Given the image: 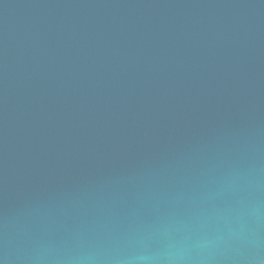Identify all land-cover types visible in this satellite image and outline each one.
<instances>
[{"label": "water", "instance_id": "water-1", "mask_svg": "<svg viewBox=\"0 0 264 264\" xmlns=\"http://www.w3.org/2000/svg\"><path fill=\"white\" fill-rule=\"evenodd\" d=\"M0 264H264V0H0Z\"/></svg>", "mask_w": 264, "mask_h": 264}]
</instances>
